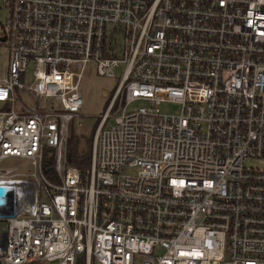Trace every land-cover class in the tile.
<instances>
[{
  "label": "built area",
  "instance_id": "2783aa9c",
  "mask_svg": "<svg viewBox=\"0 0 264 264\" xmlns=\"http://www.w3.org/2000/svg\"><path fill=\"white\" fill-rule=\"evenodd\" d=\"M1 6L0 264H264V0ZM89 63L124 66L80 169Z\"/></svg>",
  "mask_w": 264,
  "mask_h": 264
},
{
  "label": "rangeland",
  "instance_id": "374dc122",
  "mask_svg": "<svg viewBox=\"0 0 264 264\" xmlns=\"http://www.w3.org/2000/svg\"><path fill=\"white\" fill-rule=\"evenodd\" d=\"M9 17V8L1 6L0 8V23L5 27L6 21ZM0 25V31L2 29ZM7 50L4 45H0V53L6 54ZM123 64H120L115 69L116 77L100 76L96 73L94 63H89L85 70L83 79L80 84V91L83 98V106L80 110V116L74 118L70 125L69 133L76 135H82L84 137L90 135L97 126L100 115L104 113L108 99L111 96L115 86L118 83L121 71L123 70ZM106 92V95L102 93ZM140 102H135L131 107H136ZM160 111L163 113H174L178 111V106L173 103H162L160 105ZM249 164H255V162H248ZM260 164V163H259ZM1 169L9 170L15 167H20L19 171H30L31 168L27 162H24L18 158H5L1 161ZM261 166V164H260ZM44 264H48L45 262ZM91 264H98L92 261Z\"/></svg>",
  "mask_w": 264,
  "mask_h": 264
},
{
  "label": "trees",
  "instance_id": "16d2710c",
  "mask_svg": "<svg viewBox=\"0 0 264 264\" xmlns=\"http://www.w3.org/2000/svg\"><path fill=\"white\" fill-rule=\"evenodd\" d=\"M95 129L90 135L84 137L74 133H68L67 139V162L80 169L89 166L92 153V139ZM76 264H85L84 258L77 260Z\"/></svg>",
  "mask_w": 264,
  "mask_h": 264
},
{
  "label": "water",
  "instance_id": "95a60500",
  "mask_svg": "<svg viewBox=\"0 0 264 264\" xmlns=\"http://www.w3.org/2000/svg\"><path fill=\"white\" fill-rule=\"evenodd\" d=\"M4 194V188L0 187V195ZM2 199L0 198V204L2 203Z\"/></svg>",
  "mask_w": 264,
  "mask_h": 264
}]
</instances>
